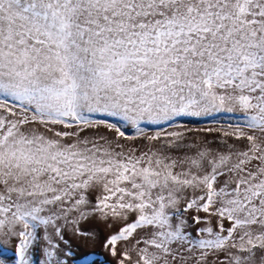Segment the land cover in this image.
Instances as JSON below:
<instances>
[{
	"label": "snow or ice",
	"instance_id": "obj_1",
	"mask_svg": "<svg viewBox=\"0 0 264 264\" xmlns=\"http://www.w3.org/2000/svg\"><path fill=\"white\" fill-rule=\"evenodd\" d=\"M215 113L221 148L141 128ZM92 217L118 264H264V0H0V237L62 264Z\"/></svg>",
	"mask_w": 264,
	"mask_h": 264
},
{
	"label": "rangeland",
	"instance_id": "obj_2",
	"mask_svg": "<svg viewBox=\"0 0 264 264\" xmlns=\"http://www.w3.org/2000/svg\"><path fill=\"white\" fill-rule=\"evenodd\" d=\"M96 119H106L108 122L116 123L122 126V130L125 131L128 136H136V129L131 125H122L117 118L96 116ZM244 119L239 113H215L211 116L202 117H179L175 121L166 122L162 125H153L141 123L144 133L151 136L158 131H173L180 130L185 131L191 129V132L185 131L187 141L189 143H202L207 140L213 147L221 148L219 144V133H206L204 131H198L208 128H228L229 125L243 124ZM103 131V129L101 130ZM111 135H114L112 133ZM126 146H136L138 149L143 150L147 147V141L143 137H138L136 140L124 141ZM229 143H232L230 140ZM179 153H174L178 155ZM95 193L92 194L90 199L95 197ZM189 220V227L187 231L192 234L193 238H199L200 234L197 229L204 227L202 223L200 225L192 222V216L196 213L189 211L185 214ZM200 216H205L203 212L199 213ZM213 224H215V218H213ZM227 227V223L225 224ZM71 223L63 227L64 241L57 242L60 244L58 249L57 258L62 264H118L119 256H112L109 249L105 246V239L110 234L114 233L119 225L110 227L106 222L98 217H92L88 220L81 221L75 226ZM83 231L86 234L81 235ZM44 231L43 228L37 230V241L30 247L28 252V259L30 264H44L46 259L44 255V248L46 242L43 240ZM17 242L15 240H4L0 237V260L4 261V264H18ZM191 258H189L190 260ZM214 259V258H213Z\"/></svg>",
	"mask_w": 264,
	"mask_h": 264
}]
</instances>
